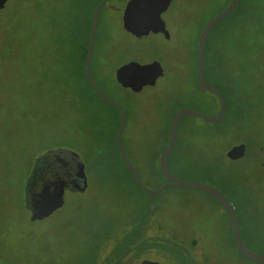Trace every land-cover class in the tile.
Listing matches in <instances>:
<instances>
[{"label": "rangeland", "instance_id": "374dc122", "mask_svg": "<svg viewBox=\"0 0 264 264\" xmlns=\"http://www.w3.org/2000/svg\"><path fill=\"white\" fill-rule=\"evenodd\" d=\"M51 1L8 0L0 8V264H110L131 245L115 264L137 257L163 264H264L235 250L227 220L202 191L168 186L154 201L135 185L113 143L118 109L102 101L73 70L71 58H64L60 35L72 0L59 4L52 35L50 23L44 28ZM95 1L79 6L84 20L76 54ZM126 2L109 0L101 11L95 77L125 107L122 144L143 181L155 188L164 181L159 150L175 109L199 104L201 92L192 80L199 32L228 0H172L162 13L169 39L155 32L138 37L125 29ZM153 59L164 68L154 84L133 91L117 81L115 69L122 63ZM205 68L225 93L229 112L219 121L183 116L168 163L181 179L220 175L239 186L245 239L250 249L264 253V0H241L214 25ZM231 100L240 106L235 118ZM202 107L219 109L215 99ZM239 138L251 144L247 154L229 160L224 149ZM52 149L80 156L87 186L66 189L63 205L31 219L24 203L26 179L37 155ZM140 222L145 230L133 245L130 236Z\"/></svg>", "mask_w": 264, "mask_h": 264}, {"label": "water", "instance_id": "95a60500", "mask_svg": "<svg viewBox=\"0 0 264 264\" xmlns=\"http://www.w3.org/2000/svg\"><path fill=\"white\" fill-rule=\"evenodd\" d=\"M171 0H127L124 10H123V26L125 29L130 31L136 36H142L148 34L150 31H164L168 33L165 22L162 18V12L168 7ZM239 0H231L222 10L209 18L204 25L202 26L198 41H197V82L201 89L209 90L214 92L220 100V109L215 114H206L194 107L182 106L178 108L173 114L169 128H168V138L167 143L162 148L159 154V165L163 177L166 179L160 183L157 187H149L140 176L139 172L134 167L131 162L128 154L126 153L124 146L122 144V131L126 124V109L125 107L111 98L96 82L93 78L90 70V59L92 55L96 26L98 20V14L102 5L106 0H100L94 7L91 17L90 30L88 36V46L86 52V61H85V71L86 77L89 84L95 90V92L108 104L114 105L120 110V123L115 133V142L118 148V151L123 158L128 170L131 172L135 180L142 187L143 190L148 192L150 196L155 201V195L162 192L168 186H179V187H194L201 188L206 191H209L216 195L220 201L228 209L231 227L234 235L235 245L238 251L245 257L252 259L257 262H264V253L256 252L244 243L241 233L238 218L234 207L228 200V198L216 187L202 181L197 180H186L181 179L176 176L173 171L170 169L168 164V155L175 143L176 131L178 124L181 118L185 115L196 114L201 116L206 121H219L225 114L226 111V99L221 92V90L215 85L208 84L205 80V46L206 39L209 31L213 26L227 16L237 5ZM7 0H0V8H2ZM164 68L161 62L157 59H153L149 62L141 63L137 60H129L115 69V77L117 81L124 87H129L133 91L141 90L145 85L154 84L157 78L162 75ZM245 152V143H239L233 145L228 151L227 154L230 157H239L242 156ZM44 154H52L54 156H63L67 157L69 161V166L65 165L62 168V172L56 171L51 174V177H42L40 182H36L38 178H35L34 183L31 184L29 181L27 184L29 187H25V197L24 202L29 206L30 218H44L52 213L55 209L59 208L64 203V192L66 188L71 190H80L84 191L87 186V177L85 173V166L83 160L80 156L74 151L68 149H57L47 151ZM78 161L81 170L82 183L75 184H66L63 179L70 170V165L72 161ZM131 247H128L123 253H121L116 260L110 264H115L119 262L129 251ZM139 264H163L158 261L151 259H142Z\"/></svg>", "mask_w": 264, "mask_h": 264}, {"label": "flooded vegetation", "instance_id": "af4514ba", "mask_svg": "<svg viewBox=\"0 0 264 264\" xmlns=\"http://www.w3.org/2000/svg\"><path fill=\"white\" fill-rule=\"evenodd\" d=\"M8 1V0H7ZM100 0H96L95 3L93 4V9L91 10L90 12V23H91V17H92V12L94 10V7L95 5L99 2ZM109 0H106V2L102 5V7L100 8V11H99V14H98V20H97V26H96V33H95V39H94V45H93V50H92V55H91V59H90V70H91V73H92V76L93 78L96 80V77H95V64L97 62V57L95 55V47H96V43H97V33H98V22H99V17L101 15V11L103 9V7H105L106 3L108 2ZM231 0H228V2L226 3V5L230 2ZM172 0L170 1L168 7L170 6ZM241 0L238 1L236 7L234 9H236L239 4H240ZM6 4V3H5ZM126 4V3H125ZM225 5V6H226ZM5 6V5H4ZM3 6V7H4ZM224 6V7H225ZM2 7V8H3ZM167 7V8H168ZM223 7V8H224ZM166 8V9H167ZM165 9V10H166ZM164 10V11H165ZM78 15H77V23H81L84 19H83V13H82V10L78 9ZM163 11V12H164ZM162 12V13H163ZM162 15V14H161ZM72 20L70 21L69 23V19H70V16H69V12L67 14V19H66V22H67V26H66V39H65V48H66V54L64 55V58H71V67L73 68V70H75L76 73H79L80 75H82L86 80H87V77H86V71H85V61H86V53L85 55H83L82 53V48H81V52H79L78 54H76V50L78 49L77 46H75V44L73 43L75 41V39L71 38L69 35V28H71V22L73 23L74 20H73V16L71 17ZM163 18V16H162ZM164 20V18H163ZM165 22V20H164ZM70 24V25H69ZM165 27L168 31V33L166 34L164 31H150L149 33L151 32H155V33H160L162 34L165 38L169 39L171 37V32L169 31V29L167 28V25H166V22H165ZM89 30H90V27H89ZM148 33V34H149ZM147 35V34H145ZM88 36H89V33H88ZM136 36V35H135ZM144 36V35H142ZM199 36V35H198ZM140 37V36H138ZM207 40V39H206ZM198 41V39H197ZM87 46H88V40H87ZM74 49H75V53H74ZM86 52H87V48H86ZM75 55V58L73 57ZM205 55H206V51H205ZM76 56H78L76 58ZM195 58H196V69L192 75V80H193V83L195 85V87L201 92L200 95H198L196 98L198 99V105H191V107H194L206 114H215L219 111L220 109V100H219V97L214 93V92H211L209 90H203L199 87L198 85V82H197V77H196V72H197V46L195 48ZM64 61V60H63ZM205 80L208 84H211V85H215L217 86L216 84H214L213 82H211L209 80V77L207 75V71H206V68H205ZM88 81V80H87ZM97 82V80H96ZM98 83V82H97ZM100 86V85H99ZM218 87V86H217ZM219 88V87H218ZM221 90V92L223 93L225 99H226V111H225V114L224 116L222 117V119L225 118V116L228 114L229 112V106H228V100H227V97L225 95V93L222 91L221 88H219ZM213 99H215L217 102H218V105H219V109L218 110H214V111H209L207 108H203L202 107V104H205V105H208L209 103H212ZM180 108L177 107L175 109V111ZM174 111V113H175ZM194 116H197L201 119H203L201 116L199 115H196V114H192ZM235 118V116H234ZM182 119V118H181ZM220 119V120H222ZM204 120V119H203ZM181 121V120H180ZM180 123V122H179ZM177 131H178V127H177ZM177 131H176V137H175V142H176V138H177ZM264 136V135H263ZM244 142L245 143V152L242 156H239V157H230L228 154H227V151L235 144H239V143H242ZM250 143L248 140H245L243 138H239L233 142H231L225 149H224V154L227 156V158L229 160H232V161H238L239 159H241L242 157H244L246 154H247V150L248 148L250 147ZM262 146H259L258 149H261ZM52 150H57V149H52ZM48 151H51V150H48ZM47 152V151H46ZM73 163L70 165V170L68 172V174L65 175L64 177V183L66 184H75V183H82V177H81V170H80V165H79V162L74 160L72 161ZM169 164V163H168ZM260 164L264 166V161L263 160H260ZM65 165H68L69 166V161L67 160V157H63V156H54L52 154H44V153H41L40 155H37V157L35 158L33 164L31 165V169H30V173L28 175V178L26 179V186H30L28 185L27 183L30 181L31 184L34 183V180L35 178H38V175L37 173H42L44 176L46 175V177H51V174H53L54 172L56 171H60L62 172V168H64ZM62 169V170H61ZM137 170V168H136ZM138 171V170H137ZM139 172V171H138ZM140 174V173H139ZM132 175V174H131ZM166 180V179H165ZM164 180V181H165ZM198 181H201V180H198ZM202 182H206L214 187H216L218 190H220L227 198L228 200L230 201V203L232 204V206L234 207V210L236 212V215H237V218H238V222H239V226H240V233H241V236H242V239L244 241V243L246 244L247 247L250 248V245L248 243V241L245 239V233H244V226H243V220L245 218V204L243 203L242 200H240L238 197L241 195V192H242V189L237 186V185H230L226 179L223 177V176H211L210 178L206 179V180H202ZM25 186V187H26ZM263 188H264V183H263ZM194 188V187H192ZM68 189V188H66ZM197 190H200L202 191V195L206 198V199H209L210 201H213L217 207H218V210L220 211V213L222 214V216L225 218V220H227L228 224H229V235L231 236L232 238V242H233V246L235 248V250L237 252L238 249L235 245V240H234V235H233V231H232V227H231V220H230V215H229V212H228V209L226 208V206L220 201V199L214 195L213 193L209 192V191H206L204 189H201V188H195ZM25 203V202H24ZM26 205V204H25ZM26 207L31 210L29 208V206L26 205ZM145 228L144 226H140L136 231H132V244L134 245L135 242H138V239L140 240V238H138V236L140 234H142L144 232ZM132 247V245H131ZM252 249V248H251ZM240 253V252H239ZM142 258H133V261L131 262V264L134 263V261L136 260H141Z\"/></svg>", "mask_w": 264, "mask_h": 264}, {"label": "trees", "instance_id": "16d2710c", "mask_svg": "<svg viewBox=\"0 0 264 264\" xmlns=\"http://www.w3.org/2000/svg\"><path fill=\"white\" fill-rule=\"evenodd\" d=\"M89 0H72V3H71V5H72V8L71 9H69V11H67V14H68V12H69V16H70V19H69V23H70V21L72 20V16H73V20H74V22L72 23L71 22V28H69V36L71 37V38H73V39H75V41L73 42L74 44H75V46H76V43H78V42H81V40L82 39H80V27H81V25H80V22L79 23H77V15H78V9L80 10V8H79V6H81V5H85L87 2H88ZM20 2V1H19ZM62 2H64V0H52L51 1V3H49V4H51V5H49V6H47V8H46V20H44L45 21V25H44V28L46 27V28H48V24L50 23L51 25H50V29H51V31H50V33H51V35L52 34H55L56 33V17L60 14V11L58 10V6H59V4H61ZM240 5V4H239ZM74 7H76V8H74ZM239 7V6H238ZM237 7V8H238ZM236 8V9H237ZM92 9H93V6H92ZM223 9V8H222ZM236 9H233L227 16H225L223 19H221L220 21H222V20H224L226 17H228L229 15H231V13H234V11H236ZM65 12V11H64ZM63 20H64V13H63ZM51 21V22H50ZM70 25V24H69ZM66 26H67V22H66V20L65 21H63V23H62V33H61V38H60V42L62 41L64 44H65V39H66ZM86 28H85V43H84V45H83V47H82V53H83V55H85V53H86V48H87V40H88V33H89V27H90V18H89V20L87 21V23H86ZM214 27V26H213ZM202 28V27H201ZM83 30H84V25H83ZM56 36H58V35H56ZM205 51H206V46H205ZM86 80V79H85ZM86 83L88 84V86L93 90V92L102 100V101H104L96 92H95V90L92 88V86L89 84V82L86 80ZM217 87V86H216ZM219 87V86H218ZM232 87L233 86H230L229 87V89L230 90H232ZM220 88V87H219ZM233 89H234V87H233ZM105 102V101H104ZM106 103V102H105ZM108 104V103H107ZM231 104H234V105H236L235 106V111H237V114L235 115V117H237V116H239V112H240V106L238 105V104H236V102L235 101H232L231 100ZM111 105V104H110ZM112 106H114V105H112ZM114 107H116V106H114ZM117 109H118V111H119V115H120V110H119V108L118 107H116ZM119 123H120V119L118 120V123H117V126H116V129H115V132H114V136H113V143H114V145H115V148H116V150H117V152H118V155H119V157H120V159L122 160V162H123V164H124V166L126 167V169H127V172L129 173V175L131 176V178H132V180L134 181V183H135V185L139 188V189H141L142 191H144V192H146L145 190H143L142 189V187L138 184V182L135 180V178L133 177V175H131V172L128 170V168H127V166H126V164H125V162H124V160H123V158L121 157V155H120V153H119V151H118V148H117V146H116V142H115V133H116V130H117V128H118V126H119ZM170 124V123H169ZM169 124H168V126H167V129H166V141H165V143H164V146H165V144L167 143V138H168V128H169ZM163 146V147H164ZM162 147V148H163ZM162 148L160 149V150H162ZM160 150H159V152H160ZM160 154V153H159ZM158 167H159V170H160V173H161V175H162V178H163V180H165V178L163 177V174H162V172H161V168H160V165H159V163H158ZM170 167V166H169ZM171 169V168H170ZM172 170V169H171ZM37 175H38V179L37 180H35L36 182H40V179L42 178V177H46V175L44 176L42 173H37ZM142 220H143V217H142ZM141 226V222H140V224H139V226H137V228H135V230H133V232L134 231H136L139 227ZM132 234V233H131ZM132 238V235L130 236V239ZM124 251V250H123ZM123 251H121V252H119L118 254H117V256H119ZM113 260H111V261H109V262H112ZM187 263L188 264H191L189 261H187ZM128 264H130V263H128ZM193 264V263H192Z\"/></svg>", "mask_w": 264, "mask_h": 264}, {"label": "bare ground", "instance_id": "6f19581e", "mask_svg": "<svg viewBox=\"0 0 264 264\" xmlns=\"http://www.w3.org/2000/svg\"><path fill=\"white\" fill-rule=\"evenodd\" d=\"M1 21V20H0Z\"/></svg>", "mask_w": 264, "mask_h": 264}]
</instances>
